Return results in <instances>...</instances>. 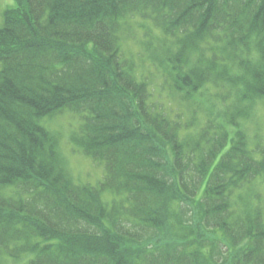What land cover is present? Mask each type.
<instances>
[{
    "label": "trees",
    "instance_id": "trees-1",
    "mask_svg": "<svg viewBox=\"0 0 264 264\" xmlns=\"http://www.w3.org/2000/svg\"><path fill=\"white\" fill-rule=\"evenodd\" d=\"M137 14L161 35L140 70L121 45ZM207 89L230 127L188 130L160 97ZM259 101L264 0H14L0 22V264H264V136L239 120ZM64 111L80 118L71 143L103 165L96 185L73 179L42 122Z\"/></svg>",
    "mask_w": 264,
    "mask_h": 264
},
{
    "label": "rangeland",
    "instance_id": "rangeland-1",
    "mask_svg": "<svg viewBox=\"0 0 264 264\" xmlns=\"http://www.w3.org/2000/svg\"><path fill=\"white\" fill-rule=\"evenodd\" d=\"M14 3V0H0V22L2 18L3 11L11 6ZM132 27H129L128 30L124 31V40L121 42L123 54L128 58H132L138 66V70L141 69V64L147 65V62L144 60L146 57V52L149 48L146 40H156L160 36V32L152 22L146 17H141L139 14L131 21ZM159 42V40H158ZM164 46V45H163ZM143 66V65H142ZM153 73V72H152ZM148 72V75H141L144 78H148L153 82H158L153 77V74ZM209 89L203 91V96H199L197 92L193 97H190L189 100H182L178 96L171 97L163 92H160V97L164 100L170 102L171 107L175 112H178L182 120H187L192 117L194 125L188 130H195L196 127L202 125L205 119L209 116V119H212L214 123L225 122L224 113L222 107L217 104L220 108L218 109L215 105L212 107L209 106L210 97L208 96ZM208 97V99L206 98ZM224 109V108H223ZM254 114L239 118L242 122L244 131L247 133L248 137L254 136V134H259L264 136V102L255 103L252 107ZM210 116H213L211 118ZM79 117L75 113L69 111H64L59 114H54L48 118H44L42 122L48 127V129L55 131L60 136V149L66 159V164L69 172L71 173L73 179L77 182L90 183L92 185L98 184L99 181L103 178L104 168L101 163H98L89 156L85 155L81 150L77 149L76 146L70 141V134L77 127L79 123ZM225 124L230 127L226 122ZM232 131V130H230ZM188 134V133H186ZM257 189L264 194V189L261 186H258ZM109 193H105V198H109ZM264 204V203H263ZM264 209V207H263ZM191 216L188 215L185 220H191ZM192 221V220H191ZM213 237V256L216 260H226L227 255L225 253L226 243L219 235H214L210 232ZM12 264V263H8Z\"/></svg>",
    "mask_w": 264,
    "mask_h": 264
}]
</instances>
